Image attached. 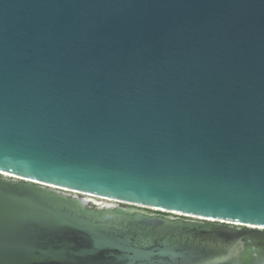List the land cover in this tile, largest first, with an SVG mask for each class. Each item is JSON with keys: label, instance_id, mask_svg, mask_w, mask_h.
<instances>
[{"label": "water", "instance_id": "1", "mask_svg": "<svg viewBox=\"0 0 264 264\" xmlns=\"http://www.w3.org/2000/svg\"><path fill=\"white\" fill-rule=\"evenodd\" d=\"M0 264H264V0H0Z\"/></svg>", "mask_w": 264, "mask_h": 264}, {"label": "flooded vegetation", "instance_id": "2", "mask_svg": "<svg viewBox=\"0 0 264 264\" xmlns=\"http://www.w3.org/2000/svg\"><path fill=\"white\" fill-rule=\"evenodd\" d=\"M151 212V211H150Z\"/></svg>", "mask_w": 264, "mask_h": 264}, {"label": "rangeland", "instance_id": "3", "mask_svg": "<svg viewBox=\"0 0 264 264\" xmlns=\"http://www.w3.org/2000/svg\"><path fill=\"white\" fill-rule=\"evenodd\" d=\"M115 203V202H114Z\"/></svg>", "mask_w": 264, "mask_h": 264}]
</instances>
